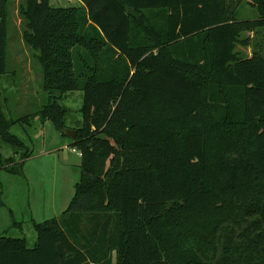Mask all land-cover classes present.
<instances>
[{"label": "trees", "instance_id": "1", "mask_svg": "<svg viewBox=\"0 0 264 264\" xmlns=\"http://www.w3.org/2000/svg\"><path fill=\"white\" fill-rule=\"evenodd\" d=\"M244 2L260 17L239 18ZM20 14L47 102L11 120L0 89V135L23 148L10 127L36 117L66 135L59 99L82 90V162L64 214L30 220L34 246L0 236V264H264V51L240 48L264 0H23ZM8 18L0 0V77Z\"/></svg>", "mask_w": 264, "mask_h": 264}, {"label": "rangeland", "instance_id": "2", "mask_svg": "<svg viewBox=\"0 0 264 264\" xmlns=\"http://www.w3.org/2000/svg\"><path fill=\"white\" fill-rule=\"evenodd\" d=\"M22 1L8 0L7 71L0 77L3 110L11 120L31 113L47 102L39 51L23 38L26 23L20 14ZM239 7L241 18L260 17L259 10L246 2ZM255 43L257 49L264 51V30L255 35L253 43L240 48L250 55ZM81 47L89 49L87 45ZM55 95L61 94L56 92ZM83 97V91L76 90L59 99L67 109L65 131L81 124ZM10 132L24 146L12 145L0 135V188L6 202V206H0V236H26L29 246H34L37 238L30 219L42 223L64 214L80 181L82 155L72 146L73 139L64 135L50 119L43 121L36 117L32 125L14 123ZM27 152L30 156L24 160ZM14 221L24 222L23 231L14 225Z\"/></svg>", "mask_w": 264, "mask_h": 264}, {"label": "water", "instance_id": "3", "mask_svg": "<svg viewBox=\"0 0 264 264\" xmlns=\"http://www.w3.org/2000/svg\"><path fill=\"white\" fill-rule=\"evenodd\" d=\"M66 135L72 139H75L77 137V130L76 129H66L65 131Z\"/></svg>", "mask_w": 264, "mask_h": 264}, {"label": "crops", "instance_id": "4", "mask_svg": "<svg viewBox=\"0 0 264 264\" xmlns=\"http://www.w3.org/2000/svg\"><path fill=\"white\" fill-rule=\"evenodd\" d=\"M250 5V4H249ZM239 9H240V7L238 8V11H239ZM239 18H241V17H239ZM243 19V18H242ZM247 36H250L252 39L255 37V33L254 32H248L247 33ZM250 55H252V50H251V52H250ZM6 206V205H5ZM31 220V219H30ZM24 223V222H23ZM24 225V224H23ZM21 230V229H20ZM21 231H23V227H22V230ZM14 237V236H13ZM22 237H26V236H22ZM27 238V237H26ZM36 238H37V234H36Z\"/></svg>", "mask_w": 264, "mask_h": 264}, {"label": "built area", "instance_id": "5", "mask_svg": "<svg viewBox=\"0 0 264 264\" xmlns=\"http://www.w3.org/2000/svg\"><path fill=\"white\" fill-rule=\"evenodd\" d=\"M81 153V152H80Z\"/></svg>", "mask_w": 264, "mask_h": 264}]
</instances>
